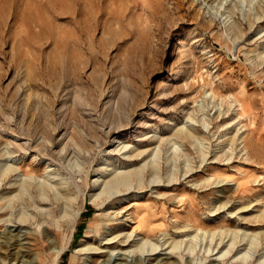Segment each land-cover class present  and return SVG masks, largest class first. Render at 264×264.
<instances>
[{"label": "rangeland", "instance_id": "374dc122", "mask_svg": "<svg viewBox=\"0 0 264 264\" xmlns=\"http://www.w3.org/2000/svg\"><path fill=\"white\" fill-rule=\"evenodd\" d=\"M141 168L162 185L94 200ZM18 211L34 264H101L79 246L139 226L186 239L166 262L223 236L252 257L204 264H264V0H0V264Z\"/></svg>", "mask_w": 264, "mask_h": 264}, {"label": "bare ground", "instance_id": "6f19581e", "mask_svg": "<svg viewBox=\"0 0 264 264\" xmlns=\"http://www.w3.org/2000/svg\"><path fill=\"white\" fill-rule=\"evenodd\" d=\"M125 150H126L125 145H123L119 148V151L125 152ZM143 153H145V150H142V151H139L138 153L130 154L127 156L132 155L134 157H138V156L142 155ZM145 166H146V164H145ZM187 170H188V168H187ZM13 171H14V169L8 168V167L6 169H4L3 173H2V176H3L2 179L6 180L7 178H9V175ZM141 171H143L142 168L141 169H132V170L130 169V170H126V171H118V173H115L114 176L110 180L108 179L107 182L103 180L104 186L102 187V189L98 193H95V195H94L95 199L94 200L100 201V204H102L103 201L108 199L114 193H118L119 195L120 194H128L129 192L131 193L134 191H138V189L148 188L150 186L162 185V182H161L162 180L159 179V176H156V175H154L153 178L150 179L147 183L143 184L139 178ZM188 173H189V171H188ZM133 175H135V177H136L135 182H134ZM132 178H133V180H132ZM2 179H1V181H2ZM100 180H99V177H97L95 182H99ZM169 182H171V181L169 180ZM60 184H61V182H60ZM52 186H53V184H52ZM41 201H44L43 198L41 199ZM37 210H39V213L43 214V210H44L43 208L37 207ZM67 212H68V210H67ZM70 217H71V215H70ZM34 218H35V214L30 215V213L18 211V213L10 212L9 216L5 219L7 221L8 226H10V227H8L9 230H7V234H9V236L5 237V239L2 241V243L6 244V249H7V251L9 250L8 253L9 254L12 253V255H14V259H13V262L11 264H24V263L34 264L35 263L34 260H31V261L29 260V262H28V260L24 258V254H23L24 248L18 247L19 242H20L19 241L20 240V234H17V233L14 234L13 233L14 230L18 229L22 225H26V224L30 223L31 221H33ZM70 221L71 220L69 219V222ZM143 222H144L143 220H139V223H143ZM78 227H80V226H78ZM146 230H148L146 227L139 226V231L144 233V236L142 238H138V237L135 238L136 234L133 235L134 231H130V232L128 231L129 233H127V234L106 235V237L104 239L105 241L103 243L99 242V244H97L96 246L85 243V244H82L81 246H79L78 251L81 253H85L87 256H89L91 258L96 253H104L105 252L107 257L103 260V262L101 264H176L174 262H166L165 259L172 257L175 254L180 255L182 258L185 255H188V253L192 252L190 250V248H191L190 246L182 249V243L186 242V239H184V238L181 240H178V241L170 242V243L167 241V239H165V240L155 239L154 241H151L150 239H148V232H146ZM246 235L247 234L245 233V236ZM249 235L251 236V234H248V236ZM193 236H195V235H193ZM244 239L245 238H243V240ZM227 242H228V240L225 241V237H223V236H220L219 239H216L215 241H214V237H212L210 239L209 245L207 247H203L204 252H205V257L203 259H200L196 264H204V261H206V259L209 256L216 255V254H218V256L214 260H217L219 263L221 262V260H223V258L226 255H228L232 252H234V254H237L234 256L235 259L242 258L244 260V259H247L248 256H251V253L249 252V251H251V250H249L250 248L246 249L244 252H241L242 248H240V247H241V245H243V243L239 244L234 239H232L229 243H227ZM237 244H239V245L236 246ZM110 245H113V247H111ZM166 245H167L166 248H169V251L165 250V252H163L162 250L165 249L164 246H166ZM225 245H226V248L224 250H222V248ZM132 247H134V248H132ZM107 248H110V250H105ZM204 252H203V254H204ZM55 254L56 255H55V258H54L52 264H57V261H58L60 255L62 254V249H59V248L56 249ZM152 260H154V262H151ZM218 262L216 264H218ZM1 264H5V263L1 262Z\"/></svg>", "mask_w": 264, "mask_h": 264}]
</instances>
